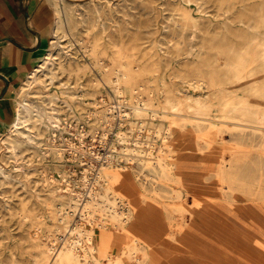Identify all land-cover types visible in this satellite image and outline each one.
Returning <instances> with one entry per match:
<instances>
[{
	"label": "bare ground",
	"instance_id": "obj_1",
	"mask_svg": "<svg viewBox=\"0 0 264 264\" xmlns=\"http://www.w3.org/2000/svg\"><path fill=\"white\" fill-rule=\"evenodd\" d=\"M55 6V34L62 38L66 29L59 0ZM260 6L261 14L253 12L254 17L263 16L264 0ZM255 35L246 33L241 42L246 48L226 45L197 51L175 76L172 97L162 106L154 90L137 82L150 75V64L140 70L128 60L117 65L115 78L107 82L118 102L113 107L119 109L118 120L129 123L131 134L121 128L115 132L116 142L125 146L122 156L101 163L86 191L77 192L68 178H61L55 190L58 203L51 212L56 226L42 247L44 264H152L160 256L166 260L158 249L167 253L172 240L182 241V260L231 264L223 255L213 261L217 246L195 253L184 244L186 236L202 228L208 230L204 239L214 245L224 244L230 231L235 238L264 245V41L252 48ZM53 59L47 56L31 73L27 88ZM35 109L27 100L17 103L12 134L24 136L21 125L38 112ZM114 113L107 115L108 122L116 118ZM171 139L174 150L165 153ZM51 141L49 147L61 154L62 145ZM119 242L125 244L121 250ZM249 255L243 256V263L251 264Z\"/></svg>",
	"mask_w": 264,
	"mask_h": 264
},
{
	"label": "rangeland",
	"instance_id": "obj_2",
	"mask_svg": "<svg viewBox=\"0 0 264 264\" xmlns=\"http://www.w3.org/2000/svg\"><path fill=\"white\" fill-rule=\"evenodd\" d=\"M56 1L50 0L51 30L37 66L50 55L54 58L53 65L40 72V79L29 88L25 85L31 74L14 88L12 117L0 131L3 172H0V264H44L42 251L45 238L54 233L56 226L51 212L58 203L55 192L61 178H68L77 192L86 191L101 163L108 157L122 156L125 146L116 142L115 132L121 128L131 134L130 126L118 120L119 109L113 108L118 102L113 86L107 82L115 78V68L120 62L131 61L136 70L150 64V75L137 82L154 90L157 105L162 106L166 97H172L175 76L181 68H187L197 51L226 45L246 48L248 45L241 42L248 32L256 34L252 48L260 47L264 41V25H261L264 14L253 16V12L261 14V0H59L66 29V36L62 38L55 34ZM123 88L130 99L126 84ZM22 100H27L39 112H32L21 125L24 136L12 134L10 124L15 107ZM111 112H115L116 118L108 122L107 115ZM51 140L62 145L61 154L49 147ZM173 142L171 139L164 147L165 153L174 150ZM85 174L86 184L83 182ZM61 186H64L63 181ZM197 231L195 235L186 236L184 243L195 253L216 250L214 246H217L218 256H214L213 261L223 255L231 264L238 258H242L243 263V256L249 253L251 264H264L261 243L245 242L244 238L233 237L230 231L224 244L214 245L204 239L208 230ZM119 243L121 250L125 244ZM119 247L113 245L114 249ZM182 247V241L168 242L167 253L158 249L166 255L167 261L160 256V260L152 264H195L179 257ZM118 256L116 253L114 258Z\"/></svg>",
	"mask_w": 264,
	"mask_h": 264
},
{
	"label": "crops",
	"instance_id": "obj_3",
	"mask_svg": "<svg viewBox=\"0 0 264 264\" xmlns=\"http://www.w3.org/2000/svg\"><path fill=\"white\" fill-rule=\"evenodd\" d=\"M49 6L50 0H0V131L12 117L14 88L41 60L51 30Z\"/></svg>",
	"mask_w": 264,
	"mask_h": 264
}]
</instances>
